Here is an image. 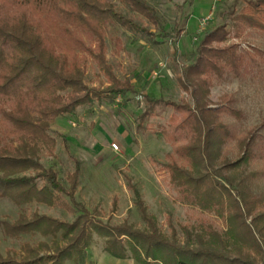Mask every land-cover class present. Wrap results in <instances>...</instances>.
I'll return each instance as SVG.
<instances>
[{"label": "trees", "instance_id": "trees-1", "mask_svg": "<svg viewBox=\"0 0 264 264\" xmlns=\"http://www.w3.org/2000/svg\"><path fill=\"white\" fill-rule=\"evenodd\" d=\"M116 1L128 14L160 27L152 0ZM236 5L221 13H228L229 22L196 40L191 62L180 69L178 85L192 104L156 100L143 93L148 106L138 116V126L158 104L173 109L166 124L147 125L171 145L165 164L170 182L184 201L214 212L226 223L221 231L212 224L182 227L180 240L170 219L169 233L158 228L128 177L127 187L145 228L126 220L104 222L97 208L90 210L78 201L81 161L70 153L63 135L59 137L73 161L72 171L62 179L41 158L56 156L55 120L74 117L78 107H90L102 99L114 102L119 97L118 106H125L128 95L137 92L135 84L128 77L118 78L107 62L108 25L145 35L154 44L160 36L174 34L178 40L184 29L175 25L172 33L161 28L155 34L118 10L112 0H0V198L20 208L13 221L0 219L3 238L20 243L19 249L9 248L5 256L0 253V264H65L67 260L85 264L93 234L103 238V251L110 256L143 264H239L241 256L243 264H255L251 253L264 260V207L253 213L256 201L249 197L245 180L255 173L241 169L252 158L250 139L239 142L240 158L217 165L222 144L233 137L221 115L237 112L212 107L208 97L211 82L226 73L247 77L264 71V53L241 49L239 43L226 45L232 30L235 38L246 27L264 31V0L247 1L238 10ZM89 61L106 77L105 89H92L84 82ZM30 204L76 215L68 221L37 211L27 213L24 206Z\"/></svg>", "mask_w": 264, "mask_h": 264}, {"label": "rangeland", "instance_id": "rangeland-1", "mask_svg": "<svg viewBox=\"0 0 264 264\" xmlns=\"http://www.w3.org/2000/svg\"><path fill=\"white\" fill-rule=\"evenodd\" d=\"M116 8L127 13L116 0H112ZM186 0H152L158 11L160 27L149 24L138 15L128 14L136 22L155 33H172L175 25L184 29L177 37L156 38L159 43H151L147 36L135 34L119 26L108 25L105 33L106 59L113 67V73L120 79L128 77L135 84L136 93L128 95L125 106H118L116 101H95L92 106H80L73 117L58 118L52 125V133L56 136L55 157L42 155L44 166H52L64 179L73 169V161L64 151V143L70 153L81 161L80 182L76 189V199L88 209L97 208L99 218L110 224L126 220L137 228H145L134 205L133 194L127 187L126 177L130 178L139 189L149 215L155 217L158 228L169 233L168 219L171 220L178 239L183 240L182 227L191 229L195 226L212 224L221 231L226 223L214 212L204 211L196 204L183 200L178 190L169 180L165 164L172 153L171 145L151 129L148 124H166L173 109L164 104L153 108V114L138 126V116L148 106L143 93L156 100L180 103L182 100L192 104L191 97L180 88L177 82L180 69L191 62L192 53L196 48L195 36L201 40L206 31H211L222 22H229L228 13L222 16L233 3L236 9L250 0H220L212 19L198 34L197 29L202 16L207 14L213 0H193L190 5ZM257 1V0H251ZM185 3V4H184ZM182 5V6H181ZM181 7V8H180ZM190 13L187 21L185 15ZM162 28V29H161ZM234 31L228 36L226 45L239 43L241 49H257L264 53V31L246 27L243 34L235 38ZM255 73H257L255 71ZM254 72L247 77H239L226 73L211 82L209 101L212 107H226L232 113H223L221 119L233 131V137L221 146L218 156L220 165L240 158L239 142L250 139L252 158L248 166L242 165L247 174L252 171L253 177L245 180L249 188L250 198L256 201L253 213L264 207V71ZM84 82L89 88L103 90L107 87L106 77L92 61H89ZM59 135L65 137L63 143ZM116 144L117 149L112 147ZM220 161H222L220 163ZM225 174V173H224ZM222 183V177L218 178ZM113 199L116 200L113 205ZM27 213L37 211L53 217L71 221L76 213L61 209H51L44 205L30 204L24 206ZM20 208L6 198H0V219L13 221L17 218ZM250 219H248L249 221ZM19 241L3 238L0 229V253L5 256L9 248L19 249ZM104 240L93 234L87 251L85 264L94 261L103 263ZM255 264H264L257 255ZM131 259L132 263L136 260ZM92 261V262H91ZM243 264L245 258H240ZM68 264H73L69 262ZM161 264V263H160Z\"/></svg>", "mask_w": 264, "mask_h": 264}, {"label": "built area", "instance_id": "built-area-1", "mask_svg": "<svg viewBox=\"0 0 264 264\" xmlns=\"http://www.w3.org/2000/svg\"><path fill=\"white\" fill-rule=\"evenodd\" d=\"M220 0H213V3H212V5H211V8H210V10H209V12L206 14V15H204V16H202L201 17V19H200V21H199V26H198V29H197V33L198 34H200V32L207 26V24L210 22V20L212 19V15H213V13H214V11H215V9H216V4L219 2ZM197 38H198V35L197 36H195V40H197ZM119 98H117V100H118ZM112 147L113 148H115V149H117V146H116V144H112Z\"/></svg>", "mask_w": 264, "mask_h": 264}, {"label": "crops", "instance_id": "crops-1", "mask_svg": "<svg viewBox=\"0 0 264 264\" xmlns=\"http://www.w3.org/2000/svg\"><path fill=\"white\" fill-rule=\"evenodd\" d=\"M101 256H102V261H103V263H101V264H143V263H140L138 261H136L135 263H132L131 259H129V258H126V259H118V258L112 257L110 255L109 256H110L111 259H108L107 257H105V255H103V253L101 254ZM88 257H90L89 253H88ZM69 262H72V261L67 260L65 262V264H68ZM91 264H100V263H97L96 261H94ZM153 264H160V263L159 262H156V263H153Z\"/></svg>", "mask_w": 264, "mask_h": 264}]
</instances>
